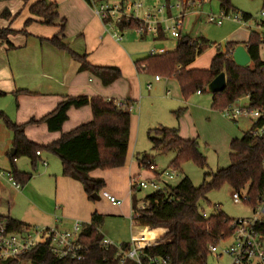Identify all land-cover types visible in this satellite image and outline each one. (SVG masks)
<instances>
[{
  "label": "trees",
  "instance_id": "trees-1",
  "mask_svg": "<svg viewBox=\"0 0 264 264\" xmlns=\"http://www.w3.org/2000/svg\"><path fill=\"white\" fill-rule=\"evenodd\" d=\"M90 4V0H86ZM210 1V0H208ZM221 10L229 13L235 10L231 0H218ZM206 0H203V4ZM31 14L42 19L45 25H55L59 18L57 4L48 0H39L30 7ZM244 20L249 21L252 15L241 12ZM0 18L10 19L8 10L0 14ZM33 22L27 19L25 27ZM60 30L50 39H40L52 46L66 51L73 59L80 62V70H88L98 76L104 85H109L122 76L121 70L116 66H97L90 64L86 55H80L73 51L65 38V19H61ZM137 21L121 27L135 29L140 27ZM27 31L13 30L0 26V43L7 42L10 35ZM165 33L159 31L158 39H163ZM264 43L256 31H251L246 42L247 51L251 61L246 66L237 65L232 53L240 44L228 41L225 51L218 49L208 69H187V66L209 46V41L204 37L191 38L188 35H179L177 44L173 50L161 52L157 55L135 61L139 68L143 64L148 66L147 71L155 75L175 77L185 99L197 91H205L208 84L221 72L226 74L227 85L220 93H213L212 108L223 110L235 103L238 98L250 96L252 107L264 105V61L260 57V47ZM20 92V91H17ZM5 93L0 90V95ZM90 105L92 119L83 123L71 131L61 135L59 139L47 146H41L29 141L25 135L26 124H18L12 121L4 112L0 111V119L13 133L14 153L9 154L11 164L10 174L21 185L26 184L32 177V173H24L17 170L15 162L21 156L29 157L32 163H36L37 152L48 149L57 155L62 163L64 176L78 180L89 197L105 186L103 180L90 176L95 169H114L125 165L130 134L131 113L119 108L114 100L106 101L102 97L88 98L86 96L67 97L57 107L40 120L30 119L29 123L45 122L50 131H60L64 122L68 119V111L71 107L81 108ZM185 108L175 111L179 117ZM262 121L253 122L251 128L244 132L241 138H233L229 143L230 164L219 168L216 172L205 175V180L200 186H195L188 176H183L176 185H168L166 188L154 191L146 195L142 201H138L136 191H132V207L138 214L134 219V225L147 227L153 232L157 244L146 246L142 250V261L149 262L151 257L166 258L169 264H209V245L218 243L232 234L231 222L220 209L207 217L203 216V210L199 207V201L212 189L228 185L233 191L247 189V199L244 201L257 207L262 197L264 188V134L253 133ZM149 139L154 149L166 152L175 150V158L170 167L178 168L187 160H194L198 165L204 166L206 158L199 151L197 139H184L179 136L177 128H153L149 130ZM150 161L147 153L139 158L141 167H146ZM210 180H207V178ZM138 191V190H137ZM142 202L149 206L141 208ZM103 217L98 213L92 215L90 223L83 226L80 240L86 246L81 260L58 258L49 249L47 243H40L26 255L17 258L0 261V264H121V256L114 245L105 247L104 239L99 227ZM0 222L7 229L21 231L31 226L20 220L0 215ZM264 234V220L256 224ZM140 240H151L140 239ZM122 248L130 249V244L122 243ZM124 264H136L127 259Z\"/></svg>",
  "mask_w": 264,
  "mask_h": 264
},
{
  "label": "crops",
  "instance_id": "crops-1",
  "mask_svg": "<svg viewBox=\"0 0 264 264\" xmlns=\"http://www.w3.org/2000/svg\"><path fill=\"white\" fill-rule=\"evenodd\" d=\"M37 1L39 0H0V14L5 10L11 14L10 19L0 18V26L17 31L24 29L29 34L10 35L9 42L13 45L12 48L8 47L7 42L0 43V90L6 94H17L20 108L15 112L14 119L18 124H26L27 139L35 144L47 146L59 139L62 134L92 119V109L90 105H86L81 108L71 107L68 111V119L60 131H50L43 121L28 122L32 118L40 120L67 97L92 98L98 96L106 101H127L134 105L131 112L134 111L135 114H131L130 118L125 165L108 170L95 169L90 172L91 177L103 180L105 183L98 193L99 200L89 197L78 180L63 175L62 163L57 155L48 149H42L37 154L35 164L29 157L30 163L17 158L15 162L17 170L32 173L30 180L21 185L20 189L14 188L6 180L0 182V215L20 220L31 227L71 230L75 220H80L83 224L90 223L92 215L98 213L103 217L102 222L106 216H109L112 217L111 222L115 224V228L100 230L99 227L105 238L120 244L128 243L130 247L133 237L136 239L151 238L146 242L147 246L157 244L155 234L147 227L132 226L133 207L130 180L133 176L139 175L141 167L140 156L134 149L136 143L133 142L134 139L137 141L142 117V114H136V105L140 101L143 103L152 99L150 92L153 84L159 85L162 77L159 75L160 79L156 80L155 75L150 80L143 79L142 72L147 71L148 66L143 64L138 68L135 61L144 59L149 54L138 56L130 43H127L128 47L121 43L123 34H121L122 40H117L110 32H107L102 21L86 0H48L57 4L59 18L55 21V25H45L40 17L31 14L30 7ZM62 18L65 19L64 42L76 53L86 55L87 61L92 65L118 67L122 73L119 79L109 85H104L98 76L88 70H80V62L73 59L66 51L40 40L41 38L50 39L58 33ZM27 19H33V22L25 27ZM124 30L122 33L125 32ZM181 31L182 28L180 29L182 35ZM147 34L139 35L140 38H145ZM249 35L250 33L245 38H235L229 41L247 46ZM156 39H158L157 36ZM226 43L221 50L225 51ZM217 50L211 56L207 67L195 66L199 55L187 66V69H208ZM158 51L165 52L163 48ZM129 66H131L130 69H128ZM125 67H127V72ZM176 81L177 88L183 96L180 84L177 79ZM170 82L172 81L169 80L165 85L167 86ZM176 83L173 82V84ZM149 84H151L150 88ZM166 89L168 92L166 95L170 96V90L167 87ZM197 95H202V92L197 91ZM180 108H185V110L177 117L178 126L172 128H177L179 136L184 139H196V137L184 134L180 122L184 114L186 115L187 106ZM161 127L166 126L155 128ZM4 137L5 141L7 139V142L13 143V133L5 132ZM8 164L11 166L10 161ZM229 164L230 158L229 163L220 168L227 167ZM29 166L30 168L32 166L37 173L30 172ZM10 169L11 167L6 169L0 161V170L10 172ZM150 175L152 176L153 173L150 172ZM103 191L111 193L123 203L120 206L112 205L103 197ZM135 191L137 193L139 190ZM137 199L139 201L141 198ZM129 225H131V230Z\"/></svg>",
  "mask_w": 264,
  "mask_h": 264
},
{
  "label": "rangeland",
  "instance_id": "rangeland-1",
  "mask_svg": "<svg viewBox=\"0 0 264 264\" xmlns=\"http://www.w3.org/2000/svg\"><path fill=\"white\" fill-rule=\"evenodd\" d=\"M179 2L180 0H146L145 7L155 13L159 7L166 5L168 9H166L165 14L158 16L162 21L167 19L163 25L172 27L176 23L175 17L180 13V10L176 8ZM231 5L235 9L229 12L232 16L245 12L252 15L250 21H246L244 26L240 22L231 19L224 20L222 25L209 22L208 16L210 14L219 15L221 13L218 0H206L202 8L193 7L188 9L182 18V35L188 34L193 38L204 37L209 41V46L200 55L195 66L207 67L216 49L221 50L223 45L229 40L245 38L251 31L260 32L258 23L261 20L260 12L264 10V0H231ZM120 34H123V41L121 43L125 44L126 47H128L127 43H130L138 56L150 55L151 50H160V48H163L165 51L173 50L177 41V37L172 36L169 32L165 34L164 39H156L154 32L148 33L145 38H140L135 29H126L124 33L120 32ZM260 57L264 60V44H262L260 49ZM125 68L127 72V67ZM142 75L143 79L150 80L154 78L155 73L143 71ZM160 76L162 77L161 83L159 85L153 84L152 91L150 92L152 99H148L143 103L140 101L136 105V114H142V117L137 141L136 139L133 141L136 143L134 149L140 157L147 153L150 161L154 162L159 170L170 167L176 155L175 150L162 152L161 150L154 149L149 139V130L150 128L159 126L177 127L178 120L175 111L182 106H187L186 115L184 114L180 124L184 134L196 137L199 151L206 158V164L200 166L194 160H187L177 168L178 175L176 177L164 179L168 184L173 186L178 184L183 176H188L193 184L198 187L204 182L206 174L216 172L218 168L226 166L229 163L230 139L241 137L244 132L251 128L253 121L244 117L239 118L238 121H234L225 117L221 110H214L212 108V93L208 91V87L202 92V95H197V92H195L185 99L177 88L175 77ZM169 80L172 82L166 86L165 84ZM173 82L176 84H173ZM166 87L170 90V96L166 95ZM245 102L247 101L243 98L237 101L236 104L239 105ZM19 108L17 94L5 93L4 95H0V111L4 112L14 122V114ZM131 114L134 115L135 112L133 111ZM5 132L12 133L0 119V161L8 169L11 167L8 162L10 161L9 154L13 148V144L12 142H7V139L6 141L4 140ZM19 158L30 163V159L26 156ZM30 172L37 173L32 166ZM139 177L141 179L151 178L150 171L145 167H140ZM207 180H210V178L208 177ZM152 192V189H141L136 193L137 198H141L139 201H142L144 196ZM233 192L232 188L228 185L212 189L199 201V207L207 215L214 214L217 212V209H220L230 219L253 218L256 207L253 208L252 205L245 201L240 203L234 202L232 197ZM111 221L112 217L106 216L100 226V230L102 228H115V224ZM129 227L131 230V225ZM229 242L230 239L224 241L220 244V248L227 247ZM113 243L116 245L120 244L117 242ZM208 263L230 264V258L228 256L217 258L213 254H210Z\"/></svg>",
  "mask_w": 264,
  "mask_h": 264
},
{
  "label": "built area",
  "instance_id": "built-area-1",
  "mask_svg": "<svg viewBox=\"0 0 264 264\" xmlns=\"http://www.w3.org/2000/svg\"><path fill=\"white\" fill-rule=\"evenodd\" d=\"M146 0H90V5L94 13L100 18L107 32H110L117 40H122L123 26L130 22L137 21L140 27L135 28V31L140 35L154 32L158 36L159 31L165 34L169 32L172 36L178 37L180 29L182 28V18L188 9L193 7L201 8L203 0H180L176 8L180 10L178 16L175 17L176 23L169 27L163 25L165 20H160L158 15L165 14L168 7L166 5L159 7L155 13L151 12L149 8L145 7ZM261 20L258 23L260 32L259 35L264 40V10L260 12ZM171 18V17H170ZM169 18V19H170ZM231 19L240 22L241 25L246 24L242 14L237 13L232 16L221 10L219 15L210 14L208 21L221 25L224 20ZM161 52L158 50H151L150 55H157ZM156 80L160 79L159 75L155 76ZM151 87V84L148 85ZM168 93V92H167ZM200 93V91H198ZM245 98L247 102L237 105L236 102ZM114 103L122 109L131 112L134 105L127 101H114ZM222 114L234 121L239 118H248L253 122L262 121L253 133L257 135L264 134V105L252 107L250 96L245 95L238 98L235 103L227 106L222 110ZM39 154V152H37ZM264 171V159H263ZM147 168L153 173L151 178L141 179L139 175L133 176L130 180L131 190L152 189L158 191L166 188L169 184L164 179H173L178 175V169L175 167H168L164 170H159L157 165L151 161L147 162ZM6 180L14 188L20 189L21 184L16 181L9 172L0 170V182ZM112 205L120 206L123 201L107 191L102 192ZM233 200L240 203L247 199V189L233 192ZM145 202L141 204V208L148 207ZM218 207V206H217ZM136 211H132L131 223L133 227L134 219L137 217ZM204 217L208 215L203 213ZM264 220V188L262 190V197L256 207L253 218H239L233 219L231 226L233 232L228 237L221 239L218 243L209 245V253L217 258L228 256L230 264H264V234L256 229V224ZM84 224L80 220H75L71 230H59L55 227H30L21 231H12L7 229L4 223L0 222V261L20 258L40 243H47L50 251L58 258H67L81 260L86 246L80 240ZM230 239L229 245L225 248H220V244ZM148 240H140L135 237L132 238L131 247L128 250L122 248L121 244L116 245L110 239L104 237L102 245L108 247L114 245L118 249V254L121 256V264H124L127 259L133 260L138 264H169L168 260L163 257H151L149 262L142 261V250L147 246Z\"/></svg>",
  "mask_w": 264,
  "mask_h": 264
},
{
  "label": "water",
  "instance_id": "water-1",
  "mask_svg": "<svg viewBox=\"0 0 264 264\" xmlns=\"http://www.w3.org/2000/svg\"><path fill=\"white\" fill-rule=\"evenodd\" d=\"M234 62L239 66H246L250 63L251 57L247 51V46L239 44L232 53ZM227 85L226 74L221 72L217 75L209 84L208 91L210 93H220L222 92ZM14 153V148L11 149V154ZM92 199L99 200L100 197L98 193H93L91 195Z\"/></svg>",
  "mask_w": 264,
  "mask_h": 264
}]
</instances>
